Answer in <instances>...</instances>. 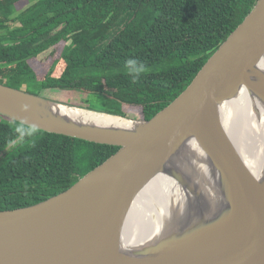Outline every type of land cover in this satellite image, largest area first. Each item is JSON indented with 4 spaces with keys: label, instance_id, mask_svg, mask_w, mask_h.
<instances>
[{
    "label": "water",
    "instance_id": "water-1",
    "mask_svg": "<svg viewBox=\"0 0 264 264\" xmlns=\"http://www.w3.org/2000/svg\"><path fill=\"white\" fill-rule=\"evenodd\" d=\"M243 88L263 121L264 0L149 120L0 83V115L119 147L64 192L0 211V264H264V148H237L225 121Z\"/></svg>",
    "mask_w": 264,
    "mask_h": 264
},
{
    "label": "trees",
    "instance_id": "trees-1",
    "mask_svg": "<svg viewBox=\"0 0 264 264\" xmlns=\"http://www.w3.org/2000/svg\"><path fill=\"white\" fill-rule=\"evenodd\" d=\"M257 2L0 0V83L149 120L192 83ZM56 90L70 93L45 94ZM19 124L0 115V211L64 192L119 150L39 129L21 141Z\"/></svg>",
    "mask_w": 264,
    "mask_h": 264
},
{
    "label": "bare ground",
    "instance_id": "bare-ground-1",
    "mask_svg": "<svg viewBox=\"0 0 264 264\" xmlns=\"http://www.w3.org/2000/svg\"><path fill=\"white\" fill-rule=\"evenodd\" d=\"M248 95L252 96V93L243 88L236 97L238 100H232L228 103V117L225 119V121H227L226 128H228L227 132L233 142L238 144L237 148L242 151H250L251 154H258L264 148V128L258 132H254L253 130V124L255 122L253 119L254 113H251V109H253L254 102L251 101ZM237 103H240V105ZM258 123L263 124L264 119L262 121V118L260 117ZM193 146L194 144H189L186 150H189ZM186 150L181 151V159L186 156L182 153L186 152ZM160 175L163 177L162 174ZM193 176L196 179L195 181H198L201 184L208 180V177L204 174L197 173ZM195 181L192 182L191 189ZM183 189L181 186V194ZM170 193L174 195V191H171ZM182 197L184 196L182 195Z\"/></svg>",
    "mask_w": 264,
    "mask_h": 264
},
{
    "label": "clouds",
    "instance_id": "clouds-1",
    "mask_svg": "<svg viewBox=\"0 0 264 264\" xmlns=\"http://www.w3.org/2000/svg\"><path fill=\"white\" fill-rule=\"evenodd\" d=\"M137 61L134 59H130L127 61V64L130 66H136L137 65ZM136 74L139 75L140 73H142L144 71L143 66L141 65L140 67H137L135 69ZM16 133H18L19 139L22 141L24 139L25 136H32L34 133H36L37 128L33 125V126H26L24 122H21L15 129ZM17 141L16 140H11L9 141V146L11 147L12 145L16 144Z\"/></svg>",
    "mask_w": 264,
    "mask_h": 264
},
{
    "label": "rangeland",
    "instance_id": "rangeland-1",
    "mask_svg": "<svg viewBox=\"0 0 264 264\" xmlns=\"http://www.w3.org/2000/svg\"><path fill=\"white\" fill-rule=\"evenodd\" d=\"M19 6H21L20 5V3H19ZM43 57H45V56H43ZM43 57H41V58H39V59H41V60H44L45 58H43ZM47 57V56H46ZM70 93V92H69ZM68 92H63V91H60V90H56V91H46L45 92V94L48 96V97H51V98H57V99H60V98H62L63 97V95H68L69 94ZM73 97V96H72ZM72 99H76V100H79V99H82V97H80V96H78V97H73V98H71V100ZM54 100V99H53ZM253 119H254V124H253V130H254V132H258L259 130H261V129H263L264 127V123L262 124V123H258V119H260V116H258V114L256 115L255 113H254V116H253Z\"/></svg>",
    "mask_w": 264,
    "mask_h": 264
}]
</instances>
